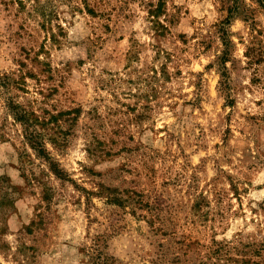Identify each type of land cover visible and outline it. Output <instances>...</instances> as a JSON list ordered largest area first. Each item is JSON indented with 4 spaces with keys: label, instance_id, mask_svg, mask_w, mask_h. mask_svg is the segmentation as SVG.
Here are the masks:
<instances>
[{
    "label": "rangeland",
    "instance_id": "1",
    "mask_svg": "<svg viewBox=\"0 0 264 264\" xmlns=\"http://www.w3.org/2000/svg\"><path fill=\"white\" fill-rule=\"evenodd\" d=\"M233 4L0 0V264H264V9Z\"/></svg>",
    "mask_w": 264,
    "mask_h": 264
},
{
    "label": "trees",
    "instance_id": "2",
    "mask_svg": "<svg viewBox=\"0 0 264 264\" xmlns=\"http://www.w3.org/2000/svg\"><path fill=\"white\" fill-rule=\"evenodd\" d=\"M238 1L239 0H234V4L231 7H229L228 13H229L230 16L239 12ZM255 1H256L257 4H259L264 9V0H255ZM19 2H21V4H22V1H19ZM35 7H36V9L41 8L40 3L38 1H37V5ZM149 7H151V9L149 11V16H150V18L152 20L151 23L153 25V30H155L156 32H160L161 34L166 33L167 32V26H165L164 22L159 19L160 15L163 12L162 11L163 5L161 3H159L155 7V9H152V4H150ZM86 10L91 15H95L96 14V13H94L93 9L86 8ZM48 16L50 17V14L49 15H45L44 17H45L46 21L49 23L50 22V18H48ZM61 30H63V29H61ZM51 40H53L54 43H58L57 39H55V36L52 37ZM69 113H72V112L70 111V112H67L65 114L69 115ZM73 113H75V112H73ZM20 118H19V120H23L24 117L22 116ZM51 119H52V121L53 120L57 121L56 117H51ZM26 121H27V119H26ZM56 133H57L56 130H54L52 127H48L46 136H48V139L53 144L54 143L56 144V139H55V134ZM31 136L32 135H30V137H29V141L33 143L32 144L33 148H37L36 146H38V144L34 143V141H32L33 139H32ZM53 172H54L55 176L60 177L61 173H59V170L57 171L56 169H53Z\"/></svg>",
    "mask_w": 264,
    "mask_h": 264
}]
</instances>
